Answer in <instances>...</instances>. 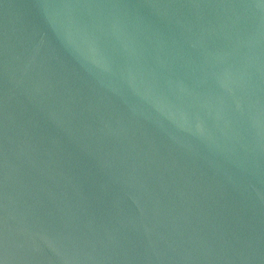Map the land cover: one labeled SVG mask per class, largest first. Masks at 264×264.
Listing matches in <instances>:
<instances>
[{"label":"water","instance_id":"water-1","mask_svg":"<svg viewBox=\"0 0 264 264\" xmlns=\"http://www.w3.org/2000/svg\"><path fill=\"white\" fill-rule=\"evenodd\" d=\"M0 264H264V0H0Z\"/></svg>","mask_w":264,"mask_h":264}]
</instances>
